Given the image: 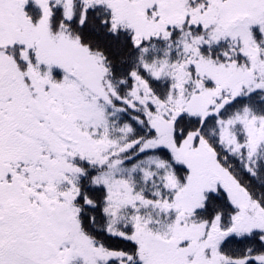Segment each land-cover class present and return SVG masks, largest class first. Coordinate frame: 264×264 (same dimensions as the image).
Here are the masks:
<instances>
[{"label":"snow or ice","instance_id":"6c2138e0","mask_svg":"<svg viewBox=\"0 0 264 264\" xmlns=\"http://www.w3.org/2000/svg\"><path fill=\"white\" fill-rule=\"evenodd\" d=\"M0 264H264V0H0Z\"/></svg>","mask_w":264,"mask_h":264}]
</instances>
